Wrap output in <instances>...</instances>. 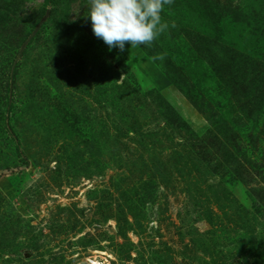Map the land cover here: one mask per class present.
Masks as SVG:
<instances>
[{"label":"rangeland","instance_id":"1","mask_svg":"<svg viewBox=\"0 0 264 264\" xmlns=\"http://www.w3.org/2000/svg\"><path fill=\"white\" fill-rule=\"evenodd\" d=\"M44 2L0 0V264H264V0L122 52Z\"/></svg>","mask_w":264,"mask_h":264},{"label":"clouds","instance_id":"2","mask_svg":"<svg viewBox=\"0 0 264 264\" xmlns=\"http://www.w3.org/2000/svg\"><path fill=\"white\" fill-rule=\"evenodd\" d=\"M172 3L173 0H87L86 15L94 36L103 40L109 50L118 48L122 52L126 44L151 47L169 28L161 13L165 5ZM165 56L166 53H157L151 59L162 62Z\"/></svg>","mask_w":264,"mask_h":264},{"label":"bare ground","instance_id":"3","mask_svg":"<svg viewBox=\"0 0 264 264\" xmlns=\"http://www.w3.org/2000/svg\"><path fill=\"white\" fill-rule=\"evenodd\" d=\"M88 259H89L90 264H109L108 262H103L96 258H88Z\"/></svg>","mask_w":264,"mask_h":264},{"label":"trees","instance_id":"4","mask_svg":"<svg viewBox=\"0 0 264 264\" xmlns=\"http://www.w3.org/2000/svg\"><path fill=\"white\" fill-rule=\"evenodd\" d=\"M48 2H49V0H45V2H44V3L46 4V3H48ZM6 91L8 92V88H7V90H6ZM6 97H7V96H6Z\"/></svg>","mask_w":264,"mask_h":264}]
</instances>
